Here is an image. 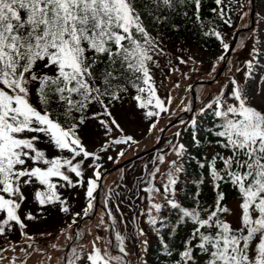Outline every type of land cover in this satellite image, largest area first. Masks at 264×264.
Segmentation results:
<instances>
[{
    "label": "snow or ice",
    "instance_id": "1",
    "mask_svg": "<svg viewBox=\"0 0 264 264\" xmlns=\"http://www.w3.org/2000/svg\"><path fill=\"white\" fill-rule=\"evenodd\" d=\"M214 3L217 7L211 11L230 26L222 7L225 0ZM189 6H194L195 21L203 26L202 0H0V235L13 224L27 227L20 211L31 202L41 209L70 213L60 190L82 185L85 161H93L90 167H100L95 163L99 155L82 140L87 121H96L103 130L101 152L113 144L136 142L110 111L129 89L135 91L131 99L142 110L143 119L152 120L168 111L171 97L163 100L157 95L151 75L150 64L160 51L153 31L174 16L187 17L182 9ZM210 34L221 41L225 53L230 50L220 32L204 33ZM252 51L258 53L255 47ZM232 84L227 98L221 90L214 102L213 114L219 120L215 143L227 153L217 152L206 161L214 203L182 207L174 198L165 197L178 212V222L192 225L175 264H264V99L250 97L235 80ZM97 105L99 110L92 111ZM196 123L193 119L192 126ZM155 127L152 123L149 130ZM193 140H197L195 135ZM41 143L53 154L41 148ZM173 151L181 157L184 145L173 146ZM158 159L164 163L163 155ZM170 165L175 171L166 174L163 187L174 197L176 174L182 167H176V161ZM157 172L158 167L150 175L155 178ZM100 175L94 171L87 180L85 216L93 208ZM226 185L238 194L236 211L224 203ZM153 207L157 212L161 209L160 204ZM227 216H233L235 226ZM24 219L36 217L28 210ZM148 222L156 224L157 220L150 217ZM116 239L120 255L94 246L87 256L90 264H125L123 239L119 235ZM71 252L67 264H76L80 252L76 248Z\"/></svg>",
    "mask_w": 264,
    "mask_h": 264
},
{
    "label": "rangeland",
    "instance_id": "2",
    "mask_svg": "<svg viewBox=\"0 0 264 264\" xmlns=\"http://www.w3.org/2000/svg\"><path fill=\"white\" fill-rule=\"evenodd\" d=\"M226 18L230 19L231 25L228 26L233 30L232 38L229 36L226 40L229 45L238 25L246 28L245 23L249 20L253 27L246 29L237 38L236 45L232 47L229 55L224 52L222 46L214 49L207 46L188 48L181 58L183 62L171 70L176 77L170 73L166 78L161 71L160 75L153 77L155 86L163 84L166 98L171 97V103L166 105L168 111L158 120L155 128L149 130V127H145L140 131L125 129L120 125L136 142L130 145L113 144L102 152L99 149L104 144L105 137L97 122L92 121L89 126L92 128L91 139H88L90 133L82 131L83 143L89 151L99 155L100 159L95 163L100 167L95 169L89 166L93 164L92 160L85 161L82 185L60 190L62 197L67 200L70 213L52 211L46 216L50 209H41L35 202L23 206L20 215L27 227L21 229L13 224L10 231L0 235V264H67V260L72 256V248H76L81 255L76 264H90L87 256L94 246L102 251L108 249L113 255H120L118 248L121 244L116 239L117 235L123 239L122 246L126 249L125 264H144V251L150 241L148 234L156 232L159 216L164 212L166 193L163 186L167 182L166 174L170 170L175 171L170 162L176 161V167H180L181 163V157L176 156L173 146L183 144L185 150L188 146V141H181L185 123L192 124L195 119L197 123L194 132L197 135L196 133L201 131L199 112L210 103L213 105L210 108H214L215 98L221 90L224 91V86L228 85L232 91L233 80L250 97L255 95L257 101L264 99V0H252V3L249 0L245 5L237 0L228 8ZM254 47L258 49V53H253ZM221 55L224 56L222 60L218 59ZM159 69L165 70L161 67ZM180 74H183V78ZM191 91L195 95L194 108L190 99ZM33 102L36 103L35 100ZM173 119H177L176 124L163 135L158 148L111 170L123 160L151 148L158 141L163 128ZM117 121L126 125L125 119L121 117H118ZM178 132L179 136L176 135ZM118 137L119 133H116L115 138ZM40 147L48 150L43 143ZM48 151L51 155L54 150ZM121 152L123 155H119ZM161 155L165 158L164 163H160L158 159ZM109 156L112 157L111 160L108 159ZM157 167L159 172L153 178L150 174ZM94 171L101 174V196L99 201L96 200L97 190L94 191L93 208L85 216L83 210L89 203L86 196L87 180L93 177ZM148 187L153 190L145 191ZM238 203V198H231L227 206L236 211ZM155 204L161 205L159 212L153 207ZM28 210L32 211L36 219H24ZM75 213H80V216H75ZM150 217H155L157 223H149ZM226 219L235 226L233 216H227ZM73 220L76 223H73ZM24 232L27 236L22 234ZM61 261L62 263H59Z\"/></svg>",
    "mask_w": 264,
    "mask_h": 264
},
{
    "label": "trees",
    "instance_id": "3",
    "mask_svg": "<svg viewBox=\"0 0 264 264\" xmlns=\"http://www.w3.org/2000/svg\"><path fill=\"white\" fill-rule=\"evenodd\" d=\"M235 1L237 0H225V4L222 6L225 13ZM240 1L243 5L249 2V0ZM216 7L214 0H202L201 17L203 20V26H201L200 22L195 21L193 16L195 11L194 6H189L186 9H182V12L185 10L187 11V17L183 14L174 16L167 25L163 27L158 25L156 27L153 31V35H158L160 51L154 55V62L150 64L152 77L160 75L159 71L164 73L166 78L170 73L176 77L175 73L171 70L178 67L183 62L181 61V58L184 56V51L188 48L207 46L210 49H214L221 47V41L218 40L215 35H204L206 31L211 32L212 30H215L220 32L225 42L229 36L232 38V28L224 23V19L211 11V9ZM254 15L255 14H253V18ZM257 19H259L258 16ZM173 24L176 26L175 28L172 27ZM245 27L246 28L241 25L236 27L238 33L233 48L236 45L237 38L240 37L246 29H253L249 20L245 23ZM160 67L165 68V70H160ZM180 76L183 78V74H180ZM162 86L163 84L159 87L155 86L157 95L161 99L167 100V93ZM230 91L231 87L229 88L228 85L224 86L225 98H227V94ZM133 95H135V91L129 89V92L123 94V98L120 101L113 102V106H110V111L116 120L118 117L125 119L126 125L120 124L117 121L125 129H137L140 131L145 129V127H149L150 129V125L152 123L156 124L158 120L164 116L165 112H161L159 117H155L152 120L143 119L142 110L137 109L136 101L131 99ZM210 105H212V103H210ZM197 106L198 104L196 107ZM203 109V112H199L201 128L203 130L200 135H195L194 127L191 123H185V126L183 127L181 141L191 142L192 146L187 148L180 158V167H182V171L176 176L177 183L174 185V197L171 194H166L168 198H174L182 207H190L197 203L200 206L207 207L214 203L215 192L213 191L211 178L208 174L206 161H210L212 156L217 152L227 154L224 149L215 143L217 138L214 133L219 120L213 114L214 108L205 107ZM98 110V105L94 106L92 109V111ZM88 115H91V111ZM181 115L182 114H180V116ZM90 124H92V120L87 121V126L83 128L85 133H90V131H92V128L89 127ZM194 135L197 137V140L195 141L193 140ZM92 137L93 135L90 133L88 139H91ZM202 164H205V167H201ZM218 167H222L219 162ZM201 181L203 182L201 183ZM96 184V200L99 201L102 184L100 180H97ZM223 191L226 195L224 201L226 205L231 198L239 199L238 194L231 188V186H223ZM196 193H199L198 200ZM165 197L166 196H164V212L159 216V224L156 232L154 234H148V239H150V241L144 251V264H175L177 259L176 254L182 248L183 243L188 238L192 228L190 223L180 224L178 222V212L170 208ZM101 205L104 206L103 204ZM52 211L58 212V210L50 209L46 216H49ZM169 252H171V255H169ZM59 263H62V261Z\"/></svg>",
    "mask_w": 264,
    "mask_h": 264
},
{
    "label": "water",
    "instance_id": "4",
    "mask_svg": "<svg viewBox=\"0 0 264 264\" xmlns=\"http://www.w3.org/2000/svg\"><path fill=\"white\" fill-rule=\"evenodd\" d=\"M250 1H251V3H252V0H250ZM251 11H252V10H251ZM237 33H238V31H235V34H234L233 40H232V42H231V44H230V50L232 49V47H233V45H234V43H235V41H236ZM230 50L227 52V55H229ZM224 64H225V63H224ZM222 67H223V66H222ZM221 69H222V68H221ZM221 69L219 70V72H221ZM219 72H218V74H219ZM218 74H217V75H218ZM190 94H191L192 108H194V99H195V95H194V92H193V91H191ZM175 122H176V119H173L172 121H170V122H169V123L163 128V130L161 131L160 136H159V138H158V141H157V142H156L151 148H149V149H147V150H143V151H141V152H139V153L133 155L132 157H129V158L123 160L122 162H120V163L114 165V166L111 168V170H112V169L114 170V169H116L117 167H120V166H122V165H124V164H126V163H128V162H130V161H132V160H134V159H136V158H138V157H141L142 155H144V154H146V153L152 151L153 149H155V148L160 144L161 139H162V136H163L165 130H166L168 127H170L171 125H173Z\"/></svg>",
    "mask_w": 264,
    "mask_h": 264
}]
</instances>
